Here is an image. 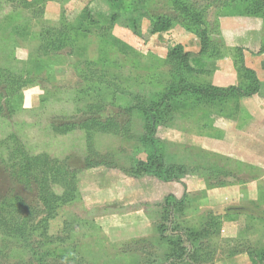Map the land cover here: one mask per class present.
<instances>
[{"label":"rangeland","instance_id":"1","mask_svg":"<svg viewBox=\"0 0 264 264\" xmlns=\"http://www.w3.org/2000/svg\"><path fill=\"white\" fill-rule=\"evenodd\" d=\"M90 1H49L43 9L34 11L14 10L7 5L5 12L0 9L1 14L9 13L0 17V77L14 72L22 76L29 74L32 80L16 99L26 111H19L10 125L0 121V139L13 132L31 154H47V161L32 163L29 184L19 178L17 168H11L9 179L5 174L9 167L0 163V194L11 190V195H21L35 206L39 196L38 186L33 184L47 178L57 159H66L64 172L69 178L61 180L58 186L50 185L59 193L68 185L76 188L73 201L60 209L50 229L52 234H59L60 242L39 252L13 244L11 250L0 252V264H165L166 255L175 252V247L169 245L175 239L165 232L162 234L157 226L167 224L164 216L161 220V212L162 202L169 196L184 202L174 213L176 224L183 228L200 231L208 215L221 218L212 222L211 232H207L211 235L204 240L211 247L207 264H222L230 257L243 255L249 258V264H257L256 257L264 256L261 182L257 201L251 202L247 191L244 196L247 199L241 196L240 201L234 200L232 204L210 197L212 190L223 187L207 185L226 182L225 187L243 186L262 174L247 164V158L264 165V15L245 14L244 5L237 0L231 6H224L227 0H180L201 6L208 3L206 20L217 50L209 56V53L200 54L198 37L182 21L175 22L165 33L150 34L148 25L154 18L178 15L171 0H124L121 21L112 25L106 21L107 6ZM85 10L91 11L97 26L85 25L83 31L74 33L72 28ZM132 18L140 29L139 36L127 27V21ZM23 24L28 25L21 29L25 32L22 35L23 31L12 29ZM43 28H67L74 48L65 46L54 56L37 53L38 35ZM102 28L109 29L116 40L137 54L103 38ZM177 45L190 54L191 69L182 65L172 69L167 54ZM47 57L48 68L44 69L39 65ZM196 58L204 63L202 70L193 65ZM240 60L244 69L259 81L258 93L215 103L214 108L192 103L181 105L154 132L160 142V166L166 178L153 173L135 175L134 161L146 160L144 145L151 128L143 114L131 109L135 96L154 99L166 86H177L183 80L182 75H190L187 84L197 88L206 85L239 88L249 82L238 73V68L242 70ZM92 61L100 65L101 79L97 82L96 77L90 76L93 69L88 62ZM107 61L114 63L104 67ZM65 88L75 89L74 104L62 99L65 95L57 98ZM88 89L97 96V91H103L99 99L103 102L100 116L117 117L124 126V138L95 133L88 148L78 131L67 136L51 132L48 124L52 120L74 116L81 119L85 105L96 104L97 99L92 103L88 96L82 98L81 91ZM46 91L56 94L47 98ZM41 97L47 101L41 103ZM128 110L133 112L122 114ZM250 112L255 114V119L251 120ZM248 152L254 155L248 157ZM178 166L185 167L187 172L183 175L174 172ZM211 169L215 171L213 176ZM231 208L239 211H230ZM250 250L257 253L254 260ZM42 252L47 258H41Z\"/></svg>","mask_w":264,"mask_h":264},{"label":"trees","instance_id":"2","mask_svg":"<svg viewBox=\"0 0 264 264\" xmlns=\"http://www.w3.org/2000/svg\"><path fill=\"white\" fill-rule=\"evenodd\" d=\"M49 1H59V0H32L30 2L25 0H0V9L2 12H5L6 5L8 8L14 10L19 9H34L37 10L43 9L44 5ZM66 1V0H60ZM101 2L105 4L108 8V18L106 21L108 23L117 24L121 21L120 11L123 7L124 0H91L90 2ZM173 3V8L178 11V15L174 17L169 16H158L154 18L148 25L150 34H161L169 31L175 22L185 23L189 28H192L195 32V35L200 41V54L212 56L216 50L214 42H212L210 34V25L206 20V8L207 4L203 6L196 3H188L180 0H171ZM212 2L213 0H205ZM245 7V14L251 16H260L264 15V0H237ZM235 0L225 1L224 6H231ZM9 13L1 14L0 17H6ZM28 24H23V26H15L12 28L14 31L20 32ZM97 26V22L94 20L91 11L85 10L81 20L72 28L74 33H79L84 30V26ZM127 27L133 32V34H140V29L138 24L134 21V18L127 21ZM103 38L111 40L115 44L120 42L116 40L112 35L109 29L102 28ZM21 32L20 34H24ZM69 30L66 29H42L38 35L39 44L36 47V52L44 54L45 56H54L57 50L63 49L65 46L74 48L72 40L68 37ZM68 37V38H67ZM67 41V42H66ZM122 49L127 50L131 54H137L132 48L126 44H121ZM115 47H112L114 49ZM167 58L170 64H172V69L175 70L178 66H184L187 69L189 68L190 54L185 52V49L181 45L175 46L172 50L168 51ZM46 61L40 62V67L48 68V57ZM193 65L197 68H204V63L202 60L196 58L192 60ZM42 63V64H41ZM114 61H107L103 64L105 67ZM241 68H238L239 75L241 78L244 77V81L249 79L247 85H242L239 88H226L220 89L215 88L210 85H206L203 88L194 87L193 84H187L186 81L191 80L190 75H182L183 80L179 82L174 88L171 86H166L163 88V91L158 93L154 99H141L138 96L133 100L131 109L139 111L143 114L149 125V136L146 137V143L144 145L146 152L145 162H139L138 160L134 161L133 171L135 175L143 173H153L157 177L166 178L165 173L162 171V166H160L161 160L159 156V147L160 142L155 138L154 132L155 128L159 125H162L165 120L181 105H189L190 103L206 107L210 106L214 108L215 103H227L241 97L251 96L254 93H258L260 83L257 79L253 78V74H250L247 70L244 69L242 61L240 60ZM42 65V66H41ZM114 65V64H113ZM176 65V66H175ZM88 66L93 69L91 72V77H96V82L100 81L99 74L101 73L99 62L92 61L88 62ZM248 74L249 76H242V73ZM31 75L22 76L18 73L11 72V74L3 75L0 77V121H3L10 125V121L18 113L24 112L26 110L20 106V102H17V96L23 91L28 85L32 83L30 78ZM110 86H113L109 84ZM253 85H255L253 87ZM86 91V92H85ZM81 91L82 98L88 96L89 101L92 103L96 100V104H86L83 108L85 110L81 119L74 117H69L70 119H55L48 124V127L51 128V132L57 136H67L72 132H80L83 134L84 142L86 147L89 148L90 142L93 140L95 133H111L112 135L118 138H124V126L122 123L118 122L117 117L102 119L100 113L102 111L103 102L101 99V94L103 91H97L98 96L88 90ZM75 89L65 88L62 90V93L57 98L59 99L61 95H65L62 99H66L67 102L70 100L74 104L73 95ZM47 98L48 96L52 97L56 93L51 91H46ZM132 95V93H131ZM82 100V99H80ZM46 98L41 97V103H45ZM42 109V108H41ZM21 111V112H19ZM131 110L122 112V114L129 115ZM0 153H3L4 158L0 160V163L7 165L9 171L5 172L8 178H11V168H17V173L22 181H25L27 184L31 182L33 172L32 163L38 161H47V154L40 156L38 154H31L25 144L22 142L19 136L13 132H9L5 137L0 139ZM210 154V153H209ZM84 160H88L87 158ZM66 159L64 160H55L53 162V167L51 171L47 174V178L41 180L42 183L33 184L38 186V196L39 203L35 206L28 204L23 196L11 195V190L0 194V252L11 250V246L18 245L23 248V250L39 252L51 245H55L60 242L59 234H52L50 231L52 223L57 219L60 209L63 208L66 204L73 201V195L76 193V188L68 185L63 188V192H56L50 184L60 185L61 180H67L69 174L64 172V167L66 166ZM44 163V162H43ZM103 165L109 166V163H104ZM7 169V168H6ZM6 171V170H4ZM211 175L215 174L213 169L209 170ZM174 172L180 173L181 175L187 172V169L183 166H178L177 170ZM232 173V171H230ZM8 173V174H7ZM217 173V172H216ZM223 173V172H221ZM235 174V173H234ZM177 179V178H173ZM34 182L36 179L33 178ZM168 180V179H165ZM171 180V179H169ZM67 184V183H66ZM227 186L226 182H219L216 186L207 187H225ZM184 204L181 200L177 201L171 196L165 198L162 202V212L161 220L164 216L167 220V224H161L157 226V229L163 234H170L168 236L170 239L174 238L175 240H170L169 245L175 247V252L166 255L165 264H207L211 259V247L207 246L204 242L211 234L210 228L212 227V222H218L221 218L215 215H208V218L205 219V223L202 230L195 231L193 228H183L180 224H176L177 218L174 217V213L177 211V208ZM238 209V208H237ZM231 208L230 211H239V209ZM62 210V209H61ZM172 219V220H171ZM171 220V221H170ZM65 228V226H63ZM174 236V237H173ZM35 238V239H33ZM247 252L249 251L246 250ZM254 255L257 254L254 251L250 250V253ZM244 253V252H240ZM36 254V253H35ZM41 258H47L46 253L41 254ZM256 257V255H255ZM257 264H264V256L256 257ZM46 263V262H45ZM52 263V262H51ZM46 263V264H51ZM43 264V263H41ZM55 264V263H53Z\"/></svg>","mask_w":264,"mask_h":264},{"label":"crops","instance_id":"3","mask_svg":"<svg viewBox=\"0 0 264 264\" xmlns=\"http://www.w3.org/2000/svg\"><path fill=\"white\" fill-rule=\"evenodd\" d=\"M250 116H251V120L255 119V114L253 112H250ZM252 124L251 122L249 123ZM217 142H219V140H217ZM209 151L214 152L215 150L211 149ZM224 155H227L225 153H223ZM248 157L249 156H253V152H248L247 153ZM247 164L261 170L262 174L260 175V177L252 182H250L247 185H243V186H231V187H223V188H218V189H214L212 190L209 194L211 195V198L217 199L219 201H221L222 203H226V204H232V201L236 200V201H240L241 200V196L242 199H247L245 198V194L247 193V191L249 192V198L250 201L255 202L258 200V196H259V185L263 186L264 188V165H262V163H260L259 161H252L249 158H247ZM259 182H261V184H259ZM135 236V235H134ZM250 260L247 256L243 255V256H239L238 258L236 257H230L228 259H226L225 261H222V264H249ZM216 264V263H215Z\"/></svg>","mask_w":264,"mask_h":264}]
</instances>
